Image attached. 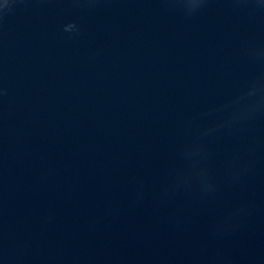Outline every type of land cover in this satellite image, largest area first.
<instances>
[{"label": "clouds", "instance_id": "1", "mask_svg": "<svg viewBox=\"0 0 264 264\" xmlns=\"http://www.w3.org/2000/svg\"><path fill=\"white\" fill-rule=\"evenodd\" d=\"M5 3H7V0H5Z\"/></svg>", "mask_w": 264, "mask_h": 264}]
</instances>
